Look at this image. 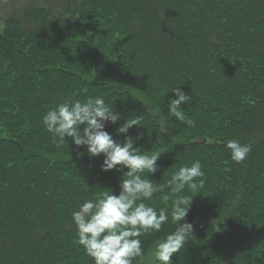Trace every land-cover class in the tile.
Here are the masks:
<instances>
[{"label": "trees", "instance_id": "16d2710c", "mask_svg": "<svg viewBox=\"0 0 264 264\" xmlns=\"http://www.w3.org/2000/svg\"><path fill=\"white\" fill-rule=\"evenodd\" d=\"M0 25V264H92L71 212L118 192L127 169L102 172V156L46 131L42 116L74 92L121 113L114 139L139 119L128 134L160 152L154 182L201 162L204 186L180 193L193 238L172 264H264V0H15ZM179 85L191 124L167 110ZM230 139L250 145L243 161ZM150 203L164 206L159 193Z\"/></svg>", "mask_w": 264, "mask_h": 264}, {"label": "clouds", "instance_id": "9594fccd", "mask_svg": "<svg viewBox=\"0 0 264 264\" xmlns=\"http://www.w3.org/2000/svg\"><path fill=\"white\" fill-rule=\"evenodd\" d=\"M170 91L168 112L177 120L191 124L181 110L191 96L180 85ZM120 117L121 113L110 108L106 98L80 99L75 92L42 116V123L54 142L63 143L70 137L72 144L86 151L89 157L102 156V172L127 169L118 192L101 191L94 199H84L71 212L75 243L83 248L92 264H172L173 254L193 238L194 225L185 219L193 197L180 193L198 192L204 186L201 162L184 163L166 184L154 182L149 177L158 171L160 152L141 151L136 146L140 136L128 134L133 126L142 125L137 117L126 118L116 128L117 133L124 134L123 141L114 139L106 129L109 124H117ZM225 147L235 162L243 161L251 150L250 145L234 139L228 140ZM157 193L164 205L159 208L150 203ZM166 223L174 225L173 230L156 238L152 249L146 251L142 237L161 232Z\"/></svg>", "mask_w": 264, "mask_h": 264}, {"label": "rangeland", "instance_id": "374dc122", "mask_svg": "<svg viewBox=\"0 0 264 264\" xmlns=\"http://www.w3.org/2000/svg\"><path fill=\"white\" fill-rule=\"evenodd\" d=\"M11 1L15 0H0V12L3 10L4 7H7V5L10 4Z\"/></svg>", "mask_w": 264, "mask_h": 264}]
</instances>
